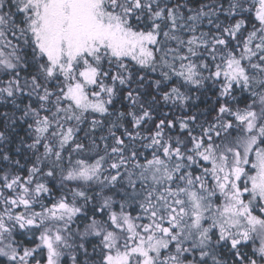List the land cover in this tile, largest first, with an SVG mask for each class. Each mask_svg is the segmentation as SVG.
Returning <instances> with one entry per match:
<instances>
[{"label": "snow or ice", "instance_id": "1", "mask_svg": "<svg viewBox=\"0 0 264 264\" xmlns=\"http://www.w3.org/2000/svg\"><path fill=\"white\" fill-rule=\"evenodd\" d=\"M0 264H264V0H0Z\"/></svg>", "mask_w": 264, "mask_h": 264}]
</instances>
